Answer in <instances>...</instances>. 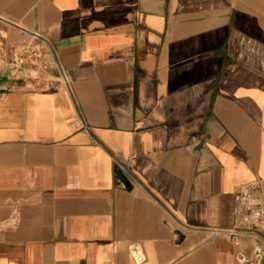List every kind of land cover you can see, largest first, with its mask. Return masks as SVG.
I'll return each mask as SVG.
<instances>
[{"label":"crops","instance_id":"crops-1","mask_svg":"<svg viewBox=\"0 0 264 264\" xmlns=\"http://www.w3.org/2000/svg\"><path fill=\"white\" fill-rule=\"evenodd\" d=\"M37 41L61 73L23 77ZM248 182L264 0H0V264H264L213 232Z\"/></svg>","mask_w":264,"mask_h":264},{"label":"built area","instance_id":"built-area-1","mask_svg":"<svg viewBox=\"0 0 264 264\" xmlns=\"http://www.w3.org/2000/svg\"><path fill=\"white\" fill-rule=\"evenodd\" d=\"M44 42H25L21 44L18 50V58L15 66L20 70L25 78H32L30 68L37 65L42 60L41 67L45 70L57 69L61 73L59 63L56 60L55 65H51L46 58L48 51H44ZM29 68V69H28ZM238 200L241 204L240 221L231 227L224 229H214L215 233H223L233 241H239L243 233L255 235L256 230L264 226V198L260 194L258 185L254 182L243 184L238 192Z\"/></svg>","mask_w":264,"mask_h":264}]
</instances>
